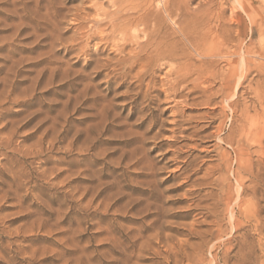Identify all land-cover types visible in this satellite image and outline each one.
<instances>
[{"label": "rangeland", "instance_id": "374dc122", "mask_svg": "<svg viewBox=\"0 0 264 264\" xmlns=\"http://www.w3.org/2000/svg\"><path fill=\"white\" fill-rule=\"evenodd\" d=\"M111 1L0 0V264H264V0H185L200 45L155 61Z\"/></svg>", "mask_w": 264, "mask_h": 264}, {"label": "bare ground", "instance_id": "6f19581e", "mask_svg": "<svg viewBox=\"0 0 264 264\" xmlns=\"http://www.w3.org/2000/svg\"><path fill=\"white\" fill-rule=\"evenodd\" d=\"M112 2V1H111ZM190 2H191V0H190ZM110 3V2H109ZM187 3H189L188 2V0H187ZM111 4V3H110ZM103 5V4H102ZM187 4H186V1L185 0H114V2H112V8L114 7V8H116L117 9V12H118V14H119V17L121 18V15H123L122 17L123 18H121V19H118L117 21H118V23H117V21H116V23L118 24H113V26L115 27V29H116V26L115 25H117V26H119L120 24H121V26H122V28H120L119 30H121V29H123L124 27H127V25H125V24H127V23H134V24H136V26H143L144 27V29H145V31H147V29H149V32H150V30L152 29L151 27H153V28H157L158 29V31L156 30V29H154V30H156V34H155V32L153 33V35H154V37L153 38H150L151 37V35H150V37H148L149 39H147V42H145V44H140L141 45V47L142 46H144V50L146 51V48H145V45L147 46H150V45H154L155 46V44H156V49H155V52H156V54L154 55V52H153V54H152V56L150 55L152 52V49H154V48H150V47H148L147 49H151V51H147L148 53H150L149 54V58H147V57H145V58H147L148 60H153V61H155V60H160V59H164V58H166L165 56H171V53H172V51L174 52V53H172V55L174 54V55H176V56H174V58L173 59H175V57H177L178 58V54H175V52H176V50L178 49L177 47H176V44L178 43V42H176V44L175 45H173V47H176V50L173 48V47H171V46H169L171 43H172V41H173V39H175L174 37H176L177 35L176 34H180L181 36H183L185 39H187V40H189V42H190V44H192L191 46H193V42H192V40H191V38L192 37H190L191 35H193V36H195L196 35V32L198 31V25L200 24L201 25V22L199 23L198 22V20L197 19H199V18H197V19H191V18H194V17H189L191 14H198V15H200V12L196 9V11L195 12H197V13H192L191 12V10H189L190 11V15H189V11H188V8H187V6H186ZM200 6H201V4H199ZM208 5V4H207ZM206 5V6H207ZM192 6V5H191ZM199 6V7H200ZM111 7V6H110ZM198 7V8H199ZM109 8V7H108ZM190 8V7H189ZM199 9H201V11H202V13H205V12H207V11H205L204 10V6H203V9L200 7ZM96 10V9H95ZM99 10H101V9H99ZM113 10V9H112ZM130 11H132V12H134L135 11V14L137 15H132V16H130L132 13L130 12ZM204 11V12H203ZM209 11H210V9H208V14H209ZM106 13H107V11H105ZM117 12H116V14H117ZM125 12V13H124ZM130 12V13H129ZM217 12V11H216ZM221 12V11H220ZM120 13H122V14H120ZM130 15H129V14ZM202 13H201V16H205V15H207V14H203L202 15ZM214 13V12H213ZM212 13V16L214 15H216V14H213ZM103 14V13H102ZM210 14H211V12H210ZM189 15V16H188ZM218 15V14H217ZM210 16V15H209ZM197 17V16H196ZM199 17V16H198ZM211 17V16H210ZM178 18V20H180V23H179V21H176V19ZM201 18H203V19H205L204 17H201ZM201 18H200V20H201ZM208 18V19H207ZM212 18L213 17H211V20H212ZM218 18H219V15H218ZM207 19V20H206ZM206 21H208L209 20V17H208V15H207V17H206ZM217 19V18H216ZM199 20V21H200ZM211 20H210V22H211ZM169 22V23H171V25L174 27V29H173V33H171L170 32V30H167L166 28L168 27V25H167V27L165 28V23L166 22ZM182 21V22H181ZM186 21V22H185ZM213 21V20H212ZM233 21V20H232ZM255 21V20H254ZM187 22H190V23H188V25H189V27H187V26H185L186 24H187ZM202 22H204V21H202ZM215 22V21H214ZM235 22V21H234ZM261 22V21H260ZM168 23V24H169ZM186 23V24H185ZM206 23H209V21L208 22H206ZM205 23V24H206ZM256 23V22H255ZM184 24V25H183ZM190 24L191 25H193V26H190ZM203 25V26H206V25ZM209 24H211V23H209ZM123 25H125L124 27H123ZM253 25H254V23H253ZM257 25H258V27L259 28H261V27H263L262 26V24L261 23H257ZM129 27H130V24L128 25ZM135 26V27H136ZM216 26H218V25H216ZM132 27V26H131ZM195 27V28H194ZM208 28L210 27V25L209 26H207ZM207 27H205V28H207ZM104 28V27H103ZM151 28V29H150ZM204 28V27H203ZM202 28V26H201V30L203 29ZM204 28V29H205ZM207 28V29H208ZM164 29H165V33L166 32H168L169 31V33H168V37H166V35L164 36L162 33H164L163 31H164ZM203 29V31H204V33H206L207 31L206 30H204ZM141 30V29H140ZM153 30V31H154ZM122 31V30H121ZM200 31V30H199ZM198 31V32H199ZM206 31V32H205ZM217 31V30H216ZM197 32V33H198ZM263 32V31H262ZM164 33V34H165ZM201 33H202V31H201ZM120 34V33H119ZM139 34V33H138ZM167 34V33H166ZM199 34V33H198ZM126 35V34H125ZM143 35V34H142ZM176 35V36H175ZM206 35H207V33H206ZM136 36V35H135ZM200 37V36H199ZM206 37V36H205ZM204 37V38H205ZM197 38V37H196ZM201 38H203V34H201ZM207 38V37H206ZM145 39V38H144ZM181 39V38H180ZM179 39V37H178V40H180ZM177 40V39H176ZM182 40V39H181ZM197 40H199L198 38H197ZM129 41V40H128ZM146 41V40H145ZM193 41H196V40H193ZM206 41V40H205ZM200 42H202V41H200ZM223 42V41H222ZM143 43V42H142ZM180 43V42H179ZM183 43V42H182ZM181 43V44H182ZM184 44V43H183ZM186 44V43H185ZM196 44L197 43H195L194 44V46H196ZM199 44V43H198ZM197 44V45H198ZM180 45V44H179ZM200 45V44H199ZM184 47V45H180V47L179 48H181V47ZM193 46V47H194ZM201 46H202V44H201ZM200 46V47H201ZM173 48L174 50H172L171 48ZM189 47H190V45H189ZM199 47V48H200ZM203 47V46H202ZM201 47V48H202ZM166 48V51L164 50V49ZM184 48H186V47H184ZM198 48V49H199ZM142 49H143V47H142ZM161 49L162 50H164V51H161ZM170 49L172 50V51H170ZM197 49V48H196ZM201 50V49H200ZM200 50H197V51H200ZM179 51V50H178ZM190 51V50H189ZM201 51H203V48H202V50ZM142 52H144L143 50H142ZM171 52V53H170ZM181 52H184V51H181ZM181 52H179V53H181ZM252 52V51H251ZM262 52V51H261ZM144 53H146V52H144ZM177 53V52H176ZM201 53H204V52H201ZM226 53V52H225ZM260 53V52H259ZM259 53H258V57H261V54L259 55ZM138 54V53H137ZM141 54V53H140ZM184 54H186V53H184ZM181 55L180 54V56L179 57H181V56H184L185 57V55ZM227 54V53H226ZM251 54V53H250ZM142 55V54H141ZM141 55H140V57H141ZM154 55V56H153ZM137 56V55H136ZM205 56V55H204ZM216 56V55H215ZM138 57H139V55H138ZM172 57V56H171ZM142 58V57H141ZM144 58V59H145ZM186 58V57H185ZM261 58H264V57H261ZM134 59V58H133ZM132 59V60H133ZM136 59V58H135ZM139 59V58H138ZM137 59V60H138ZM147 59L146 60H143V61H147ZM167 59V58H166ZM168 59H170V58H168ZM180 59V58H179ZM181 59H183V58H181ZM206 59V58H205ZM137 60H136V62H137ZM141 60V59H140ZM139 60V61H140ZM204 62H205V60H203ZM202 61V62H203ZM200 62V61H199ZM201 62V63H202ZM229 62V61H228ZM147 63H148V61H147ZM149 63H150V61H149ZM149 63L147 64L148 66H149ZM230 63V62H229ZM134 64V63H133ZM153 64V63H152ZM203 64V63H202ZM243 64H246L245 63V61H244V63ZM207 64H205L204 66H202V69H203V67L205 68V66H206ZM201 66V65H200ZM200 66H199V68H200ZM243 66H245V65H243ZM243 66H242V63H241V68H243ZM262 66H264V65H262ZM207 67V66H206ZM239 67H237L236 69H238ZM245 68H246V66H245ZM205 70V69H204ZM204 70H202V71H204ZM214 70V69H213ZM242 70H244L243 71V74H244V72H245V69L243 68ZM201 71V70H200ZM201 71V72H202ZM205 71H208V68L205 70ZM228 71V70H227ZM238 71V70H237ZM201 72H199V73H201ZM242 72V71H241ZM240 72V73H241ZM198 73V74H199ZM190 74V73H189ZM197 74V75H198ZM201 74H203V72L201 73ZM200 74V75H201ZM242 74V75H243ZM188 75V74H187ZM238 75V74H237ZM241 75V74H240ZM245 75V74H244ZM230 76V75H229ZM243 77V76H242ZM222 78V77H221ZM240 78V77H239ZM238 78V79H239ZM202 79V78H201ZM230 80H231V78H230ZM229 80V81H230ZM222 81V80H221ZM239 82H240V80H238ZM241 81H242V79H241ZM226 84V83H225ZM227 85H229V83L227 84ZM228 98V97H227ZM226 100V99H225ZM262 105H261V111L259 112L258 110H255L256 111V113H255V116H257V115H259L261 112V114H264V95H263V97H262ZM260 110V109H259ZM242 112V116L244 117H246V120H247V122H245V123H248V129L247 130H244V129H241L242 127L244 128V126H241V134H239L238 135V137H239V139H238V141H237V144H238V148H239V150L241 151V153H239L240 154V158H238V160H237V163H238V166H237V170H235L233 173H234V176L237 178V179H240L237 183H239V185H240V191H239V193H238V198H239V203H237V204H239L238 206V208L242 211L243 209H244V207H248V206H250L251 204L250 203H245V201H241V196H242V194H244V193H246L247 191H251V193L252 194H256V192H257V188H258V186H259V184L263 181L262 179H261V175H260V172L258 171V173H255V171H254V165H253V163H251V159H249V160H245V159H243V156L244 155H248V153H247V149H248V147L251 149V148H253V147H259V150L260 149H262V150H260V151H263L264 150V126L262 127V128H258L256 125H254V119H255V116H248V113H249V111L247 110H245V111H241ZM246 113H247V115H246ZM250 114V113H249ZM260 114V115H261ZM259 118V117H258ZM263 119V118H262ZM255 122H257V120L255 121ZM242 124V123H241ZM244 124V123H243ZM246 128V127H245ZM218 130V129H217ZM219 130H221L220 128H219ZM217 135V134H216ZM230 135V134H229ZM231 139H234V138H232V136H229V139H228V141L229 140H231ZM219 141L220 142H222L223 140L222 139H220L219 138ZM234 141V140H233ZM224 142V141H223ZM230 144V143H229ZM219 150H220V147H219ZM219 152V151H218ZM248 152H249V150H248ZM259 153V152H258ZM262 154V153H261ZM226 154H223V155H220L221 157L223 156V158H224V156H225ZM229 155H230V153H229ZM239 156V155H238ZM249 156V155H248ZM260 156V155H259ZM246 157V156H245ZM251 157V156H250ZM249 157V158H250ZM226 158H227V156H226ZM263 158H264V156H263ZM260 159V158H259ZM264 160V159H263ZM228 163H229V161H227ZM261 164H264V161L261 163ZM229 164H227V166H228ZM232 165V164H231ZM220 166V165H219ZM224 166H226V164L224 165ZM222 167V166H221ZM220 167V168H221ZM230 167V166H229ZM226 168H228V167H226ZM263 168V167H262ZM223 169V168H222ZM221 169V170H222ZM231 170V169H230ZM229 169L227 170V171H230ZM232 172V171H231ZM230 172V173H231ZM244 172H247L248 173V176H249V179H250V185H251V187L250 186H246V184H245V181L243 180V178H242V174L244 173ZM246 173V174H247ZM245 174V173H244ZM245 178V177H244ZM248 185V184H247ZM225 190V189H224ZM260 198V197H259ZM222 200V199H221ZM235 202V201H234ZM237 202V201H236ZM243 212H244V210H243ZM217 215V214H216ZM236 215L237 214H231V217H232V220L233 221H235L234 219H237L236 218ZM253 215V214H252ZM252 217V216H251ZM256 218V217H255ZM235 231V230H234ZM263 248V247H262ZM264 250V249H263ZM262 250V251H263Z\"/></svg>", "mask_w": 264, "mask_h": 264}]
</instances>
